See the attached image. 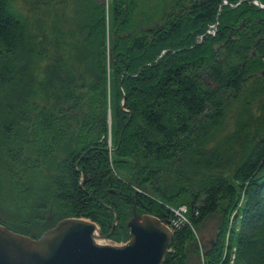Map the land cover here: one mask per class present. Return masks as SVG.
Masks as SVG:
<instances>
[{
	"label": "trees",
	"instance_id": "1",
	"mask_svg": "<svg viewBox=\"0 0 264 264\" xmlns=\"http://www.w3.org/2000/svg\"><path fill=\"white\" fill-rule=\"evenodd\" d=\"M80 1L86 23L72 44L94 76L67 86L70 105L40 107L23 73L28 25L12 0H0V88L23 91L0 116V210L18 214L0 225L37 239L76 218L104 236L115 211L108 239L124 243L133 207L167 226L185 207L189 225L174 231L163 264H187L188 245L198 255L193 229L214 214L220 221L204 264H264V133L249 139L226 175L173 191L165 179L223 126L231 103H244L245 120L257 108L264 125V9L255 4L264 0H163L147 17L140 0ZM51 80L44 100H54ZM33 208L44 211L37 231L31 219H18Z\"/></svg>",
	"mask_w": 264,
	"mask_h": 264
},
{
	"label": "rangeland",
	"instance_id": "2",
	"mask_svg": "<svg viewBox=\"0 0 264 264\" xmlns=\"http://www.w3.org/2000/svg\"><path fill=\"white\" fill-rule=\"evenodd\" d=\"M140 1V7L144 10L146 17L151 13L153 14L158 8L160 9L163 2V0ZM79 2L81 1L12 0V9L25 19L28 25V51L31 60L27 63L23 73L25 74V80L32 84V87H30L33 92L31 99L34 100L35 94L36 96L39 95L36 99L40 101V107L47 104L58 105L61 102L70 105L68 99L66 100L69 91L67 86L70 87L71 83L89 82L94 76L91 67L82 63V58L75 51L72 44L73 41L81 38L82 27L86 23V18L79 8ZM110 2L111 0H104L106 7L109 6ZM143 19L142 13L137 12V20L140 24ZM152 22L156 24L158 19H153ZM111 34L112 32L108 29V36L111 37ZM52 78L56 81L55 89L51 91L54 100H44L45 92L43 90L48 84L52 83ZM39 89L40 91H38ZM22 92L20 88L10 94L0 88V116L5 112L6 106L16 103L18 98L23 95ZM243 104L242 101L231 103L227 107V116L223 126L214 131L200 145H196L193 151L180 156L178 161L172 164L171 171L168 172L165 178L167 179V188L170 191L175 190L176 186L185 185L184 183L196 186L206 176L214 172L226 175L232 165L239 161L248 148L249 139L252 136L256 138L263 135L264 125L261 121H257V108L253 106L252 116L248 120L241 119ZM240 120L241 127H238L237 124ZM74 128L73 125L72 131ZM214 154L218 156V161L211 160ZM38 211L35 208L31 211L27 209V213L23 214L22 217L18 216V219L23 218L24 221L31 219L30 225L33 223L31 226L36 227L37 231L39 226L35 217L41 215ZM43 213L44 211L42 215ZM17 215H7L0 210V220L15 221ZM180 216L186 220L184 213ZM180 216L176 215L181 222L180 225H189L188 222L182 221ZM219 221V214H214L206 218L199 228L193 229L195 247L199 250V253L197 255L194 247H192L193 244L188 245L187 264H204V251L214 240ZM172 223L173 221L170 225ZM170 225H168V228ZM34 230L32 231L33 234L36 232Z\"/></svg>",
	"mask_w": 264,
	"mask_h": 264
},
{
	"label": "water",
	"instance_id": "3",
	"mask_svg": "<svg viewBox=\"0 0 264 264\" xmlns=\"http://www.w3.org/2000/svg\"><path fill=\"white\" fill-rule=\"evenodd\" d=\"M132 212L124 243L108 239L118 222L115 211L112 231L104 236L95 223L76 218L58 221L37 239L0 225V264H163L174 232L154 216L138 215L135 207Z\"/></svg>",
	"mask_w": 264,
	"mask_h": 264
},
{
	"label": "built area",
	"instance_id": "4",
	"mask_svg": "<svg viewBox=\"0 0 264 264\" xmlns=\"http://www.w3.org/2000/svg\"><path fill=\"white\" fill-rule=\"evenodd\" d=\"M175 212V214L176 215H178V216H180V215H182L183 213L185 214V212H186V208L185 207H182V208H180L178 211H174ZM181 218H182V221H184V222H186L187 223V221L182 217V216H180ZM180 221L179 220H177V221H173V223L169 226V229L171 230V231H175L176 229H178L179 228V226H181L180 225ZM175 229V230H174Z\"/></svg>",
	"mask_w": 264,
	"mask_h": 264
},
{
	"label": "flooded vegetation",
	"instance_id": "5",
	"mask_svg": "<svg viewBox=\"0 0 264 264\" xmlns=\"http://www.w3.org/2000/svg\"><path fill=\"white\" fill-rule=\"evenodd\" d=\"M180 10H181V9H180ZM175 16L177 17V16H179V14H176Z\"/></svg>",
	"mask_w": 264,
	"mask_h": 264
}]
</instances>
